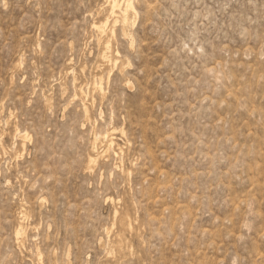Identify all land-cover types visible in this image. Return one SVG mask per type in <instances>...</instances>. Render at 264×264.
<instances>
[{
	"label": "rangeland",
	"instance_id": "1",
	"mask_svg": "<svg viewBox=\"0 0 264 264\" xmlns=\"http://www.w3.org/2000/svg\"><path fill=\"white\" fill-rule=\"evenodd\" d=\"M132 2L0 0V264H264V0Z\"/></svg>",
	"mask_w": 264,
	"mask_h": 264
},
{
	"label": "bare ground",
	"instance_id": "2",
	"mask_svg": "<svg viewBox=\"0 0 264 264\" xmlns=\"http://www.w3.org/2000/svg\"><path fill=\"white\" fill-rule=\"evenodd\" d=\"M110 3H111L112 15L115 17L114 24L117 23L118 21H120L119 18L122 19V21L124 20L125 22H127L131 13L133 11H136L132 0H127L124 5H121L119 3V0H110ZM109 23H110V18L106 19L105 21L103 20V21L98 22L94 27H96V30L99 31L100 33H105L108 26H109L108 25ZM108 49H109V47H108ZM26 137H27L26 134L21 135V139L23 141L26 140ZM110 143H112V142H110ZM97 160H98V156L97 157H94V156L90 157V163L91 164L95 163ZM21 230H22V227H20L18 232H20Z\"/></svg>",
	"mask_w": 264,
	"mask_h": 264
}]
</instances>
